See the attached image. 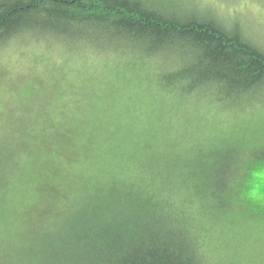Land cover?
<instances>
[{"label": "trees", "instance_id": "obj_1", "mask_svg": "<svg viewBox=\"0 0 264 264\" xmlns=\"http://www.w3.org/2000/svg\"><path fill=\"white\" fill-rule=\"evenodd\" d=\"M25 36L66 45L70 55L86 46L93 65L108 73L87 79L73 107L77 118H67L68 109L23 108L1 128L0 264L237 260L246 236L236 234L242 214L235 202L264 217V190L254 191L264 155L243 163L238 141L218 172V158L203 146L238 136L239 123H209L215 109L264 107V49L239 30L157 0H0V52ZM66 93L59 86L52 99ZM94 126H103V139L89 145L92 167L73 195L56 201L44 189L27 203L47 133L67 143ZM21 203L32 213L24 227L14 223ZM228 230L232 236L219 238Z\"/></svg>", "mask_w": 264, "mask_h": 264}, {"label": "rangeland", "instance_id": "obj_2", "mask_svg": "<svg viewBox=\"0 0 264 264\" xmlns=\"http://www.w3.org/2000/svg\"><path fill=\"white\" fill-rule=\"evenodd\" d=\"M157 1L174 10L199 15L221 23L228 29L239 30L264 49V0ZM27 40L26 36L23 40L20 38L13 44L12 50L0 52V130L8 127L6 121L10 119L11 114L17 113L19 109L23 111V108L68 109L67 118L71 116L77 118L78 113L73 111V107L75 108L76 102L79 101L78 98H81L80 90L87 84V79L92 77V72H97L96 75L101 77L104 73H108L107 70L104 72L103 67L93 65L90 56L85 53L86 46L78 45L79 50L76 49V53L70 55L66 45H49L44 41L31 44L27 43ZM96 63H101V59L99 58ZM110 75L114 76V74ZM65 78L74 79L78 83L72 85L64 81ZM59 86L67 89L68 93L63 98L52 99ZM26 98L31 99L27 108L22 105L26 102L22 100ZM203 113L205 115V112ZM211 115L214 119L209 118V123H216L217 126L223 125L227 128L226 124H240L234 131L238 135L235 140L231 139L228 144L225 142L203 146L204 152L218 158L216 166L218 172L224 170L223 165L225 166L229 160V151L233 143L238 141L244 149L243 163H249L253 158L264 155V107L257 105L246 112L215 109ZM58 118L56 120H59ZM10 122L9 120L8 123ZM102 127L86 128L77 137L74 135L67 140V143L58 138L59 135H56L55 131L47 133L48 152L41 160H37L33 167L30 184H27L25 189L28 193L26 202L38 201L36 196L43 193L44 189L55 196L56 201L73 195V188L84 182L82 174L91 170L92 159L87 157V149L92 143L103 139ZM60 128L64 129V127ZM261 171L256 172L254 176L258 185L254 190L256 193L264 190V170ZM235 191L234 189L233 192ZM33 196L36 198H31ZM22 203L15 208L14 223L16 226L24 227L31 224L32 213L27 214V210L22 208ZM242 208L244 206L240 202H235L234 213L242 214V217L239 216L236 234L244 233L246 241H242L245 244L240 251L241 254L236 256L238 261L231 260L229 263L264 264V217L250 216ZM230 236H232L231 230H228V233L221 231L219 238ZM223 259L224 253L220 256V263Z\"/></svg>", "mask_w": 264, "mask_h": 264}]
</instances>
